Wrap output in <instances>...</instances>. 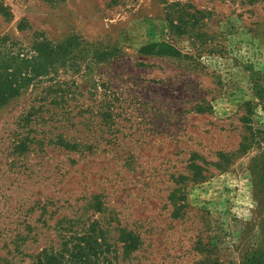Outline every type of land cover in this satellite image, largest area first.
Wrapping results in <instances>:
<instances>
[{
  "label": "rangeland",
  "instance_id": "374dc122",
  "mask_svg": "<svg viewBox=\"0 0 264 264\" xmlns=\"http://www.w3.org/2000/svg\"><path fill=\"white\" fill-rule=\"evenodd\" d=\"M1 39L65 63L0 108V264L94 223L115 264H264V0H0Z\"/></svg>",
  "mask_w": 264,
  "mask_h": 264
},
{
  "label": "trees",
  "instance_id": "16d2710c",
  "mask_svg": "<svg viewBox=\"0 0 264 264\" xmlns=\"http://www.w3.org/2000/svg\"><path fill=\"white\" fill-rule=\"evenodd\" d=\"M0 41V108L18 96L34 80L45 76L52 67L65 63L62 44L37 40L28 49L29 53H24L22 50L4 49L7 40ZM143 49L155 50V53L159 54L175 53L173 48L162 42L150 44ZM253 91L261 109H264V88L257 83L253 86ZM58 141L63 144L61 139ZM23 145L25 143H17V148ZM124 236L125 238L120 240L123 242V251L134 250L136 240L131 237L132 234L127 232ZM19 249L17 246L9 252L16 250L21 254ZM112 253L114 254L113 245L107 242L104 230L94 223L80 233L72 232L66 236L63 234L58 246L43 248L29 264H115V256H112ZM3 260H7V257Z\"/></svg>",
  "mask_w": 264,
  "mask_h": 264
}]
</instances>
